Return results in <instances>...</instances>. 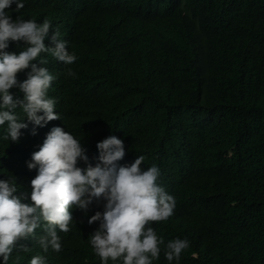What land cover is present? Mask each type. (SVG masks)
<instances>
[{
	"label": "trees",
	"instance_id": "trees-1",
	"mask_svg": "<svg viewBox=\"0 0 264 264\" xmlns=\"http://www.w3.org/2000/svg\"><path fill=\"white\" fill-rule=\"evenodd\" d=\"M10 15L48 19L77 60L48 56L57 77L48 95L63 120L35 135L26 121L17 142L0 140V178L30 191L36 170L25 162L52 126L82 136L92 164L96 142L116 135L119 163L143 155L142 167L155 164L175 198L173 215L152 225L165 242L189 241L180 264H264V0H25ZM17 43L6 50L19 51ZM103 203L73 209L59 252L22 238L30 251L14 247L8 264L37 253L47 264H100L88 243L98 222L87 218ZM153 264H168L163 251Z\"/></svg>",
	"mask_w": 264,
	"mask_h": 264
},
{
	"label": "clouds",
	"instance_id": "clouds-1",
	"mask_svg": "<svg viewBox=\"0 0 264 264\" xmlns=\"http://www.w3.org/2000/svg\"><path fill=\"white\" fill-rule=\"evenodd\" d=\"M24 6L25 0H0V140L7 143L19 140L27 122L33 125L31 133L35 135L37 126L63 120L55 111V99L48 95L51 82L57 78L46 67L48 56L64 65L77 60L69 42L48 19L12 18L10 12L19 13ZM10 41L23 42V46L17 43L19 51H8ZM25 69L26 78L18 80L17 73ZM66 74L74 75L70 68ZM81 139L59 125L47 131L25 162L29 170H36L30 191L18 190L14 176L0 178V264H8L14 247L30 251L27 245L17 244L22 238H34L43 253L49 249L59 252L58 232L70 230L73 209L87 212L94 200L101 199L103 210L87 218L89 224L98 222L88 235V243L100 264H153L161 251L168 264H180L189 241L172 238L165 242L152 225L167 220L175 208V198L159 183L160 169L155 164L142 167L143 155L130 164H120L124 142L111 134L96 142V163H89ZM81 161L83 167L78 163ZM37 229L41 230L39 235ZM28 264H47L46 256L37 253Z\"/></svg>",
	"mask_w": 264,
	"mask_h": 264
}]
</instances>
